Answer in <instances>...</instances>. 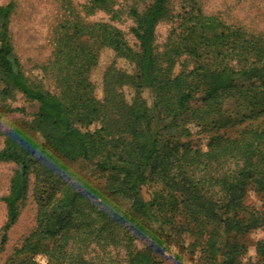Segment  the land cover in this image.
Here are the masks:
<instances>
[{
  "label": "trees",
  "instance_id": "16d2710c",
  "mask_svg": "<svg viewBox=\"0 0 264 264\" xmlns=\"http://www.w3.org/2000/svg\"><path fill=\"white\" fill-rule=\"evenodd\" d=\"M167 3L151 0L144 10L129 8L137 48L117 26L85 21L68 8L71 17L56 27L52 57L37 66L36 83L13 51L9 23L14 5L0 4V98L19 91L37 102L33 119L8 130L0 150V160L16 166L8 193L0 198L7 210L4 228L17 221L31 176L38 203L35 228L3 264H95L82 254L85 237L73 232L79 229L80 224L73 226L84 214L82 206H76L75 219L63 211L88 198L99 199V217L129 233L123 239L126 264H160L156 254L162 253L161 246L184 233L192 238V253L200 246L196 264H264V241L257 244V262L243 263L245 243L226 236L248 232L262 219L256 210L248 211L244 197L247 185L264 194V45L254 37H238V30L230 33L215 16L187 11L180 15L177 39L161 55L154 45L155 28L168 16ZM83 9L86 15L114 11L111 0H88ZM103 49L112 50L130 69L107 65L103 95L97 97L90 73ZM237 75L251 82L238 84ZM48 78L54 93L42 86ZM125 87H131L130 96ZM197 95L200 103L190 108ZM229 98L245 106L247 123L236 135L212 134L204 152L154 134L153 111L176 118L191 110L204 121L221 115ZM17 110L0 104V116ZM228 158L232 165L229 161L225 170L212 173L213 163ZM78 160L94 163L105 174L98 186L102 190L91 186L89 192L62 196L54 206V194L43 198V187ZM150 181L160 191L147 199L141 191Z\"/></svg>",
  "mask_w": 264,
  "mask_h": 264
},
{
  "label": "rangeland",
  "instance_id": "374dc122",
  "mask_svg": "<svg viewBox=\"0 0 264 264\" xmlns=\"http://www.w3.org/2000/svg\"><path fill=\"white\" fill-rule=\"evenodd\" d=\"M12 2L14 5L10 16V34L12 38L13 51L18 57L22 71L30 81L36 83L37 66L46 64L52 57L54 47V31L72 13L68 8H73V15L78 14L85 21H106L120 28L130 45L137 48V42L132 35L131 28L134 25L133 18L129 15L130 7L144 10L151 0H111L113 12L95 10L92 14L84 13L83 5L88 0H0V4ZM168 16L162 19L155 28L154 45L156 51L161 55L169 50V44L177 39L180 32L178 24L180 15L187 11H201L205 14L215 16L223 24L230 27V33L237 32L238 37L258 39L264 45V0H168ZM69 10V11H68ZM184 59V57H182ZM115 63L120 68H129L124 59L115 56L110 49H103L99 56L98 64L90 73V80L94 85L97 97L103 95L102 75L107 65ZM236 65V60L232 61ZM130 69V68H129ZM180 69L179 62L174 71ZM128 70V69H127ZM39 72V71H38ZM238 84L251 82V79L236 76ZM42 86L56 92L53 79H46ZM1 88V85H0ZM127 96L131 95V87H125ZM129 93V94H128ZM200 103L197 95L190 103V108H195ZM0 104H6L11 108H20L17 111L4 113L0 116V150L3 147L4 134L23 121H31L37 111V102L27 99L19 91H13L9 97L0 98ZM247 111L243 104H239L233 98H229L224 105L221 115H211L201 121L188 110L176 118H163L158 112L153 111L152 129L160 140L170 139L190 144L200 152L207 150V144L212 134L236 135L247 123L244 120ZM220 125L214 126V123ZM190 134L185 135L186 129ZM234 163L228 158L223 163L211 165L212 173H220ZM12 161L0 160V198L8 193L10 180L15 170ZM29 189L26 198L19 204V215L17 221L7 230L4 225L7 220V210L4 202L0 199V264H3L13 250L20 246L25 237L35 228L37 220L38 203L34 197L33 176L30 177ZM105 181V174L99 171L94 163L78 160L68 163L54 177L51 183L43 187L42 197L54 194V206L62 196L75 194L76 192H89L91 186L98 187ZM142 188L144 198H150L153 191H160V185L152 181ZM244 203L248 211L256 210L262 218L257 227L245 233L235 231L226 234L230 240L235 238L238 242L245 243L243 263L257 262V244L264 241V194L254 191L246 186ZM96 190V193L99 192ZM93 193H89V196ZM119 199L121 206L124 203ZM81 205L84 214L77 218L73 227L74 234L85 237V245L82 246L83 256L95 264H126L123 239L127 236L125 229L117 225L109 218L99 217L98 210L101 207L99 199L88 198L81 200L78 204L72 203L63 209L64 215L77 216L76 206ZM253 209V210H252ZM78 224H80L78 226ZM78 226V227H76ZM73 227L71 228L73 230ZM74 228V229H75ZM5 236V241L3 240ZM191 236L188 234L175 235L172 243L161 246L162 253L156 254V260L160 264H196L200 253V246H195L196 253H192ZM233 241V240H232ZM141 247L142 242H136ZM79 243H76L78 246Z\"/></svg>",
  "mask_w": 264,
  "mask_h": 264
}]
</instances>
